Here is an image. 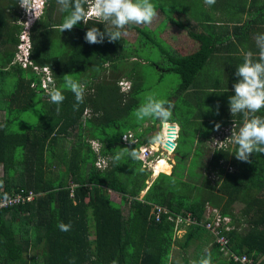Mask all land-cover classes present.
Here are the masks:
<instances>
[{
	"label": "trees",
	"instance_id": "obj_1",
	"mask_svg": "<svg viewBox=\"0 0 264 264\" xmlns=\"http://www.w3.org/2000/svg\"><path fill=\"white\" fill-rule=\"evenodd\" d=\"M163 1L151 3L161 9L166 25L173 23L182 29L190 25L176 18L177 5L161 8ZM7 2L0 0V112L6 114L0 121V200L15 197L20 201L0 205V264H169L175 245L185 251L207 237L212 244L208 251L212 264H234L230 251L264 264V155L253 154L251 163H244L235 158V149L215 148L207 174L201 173L203 169H196L193 175L191 171L198 184L174 173L160 174L151 181L152 172L140 158L124 156L113 163L111 158L120 148H136L140 154V147L156 137L147 136L156 130L155 125L145 126L147 121L134 116L148 90L146 63L130 64L136 50L122 38L113 43L107 39L102 44L86 43L89 28L103 31L108 27L102 21H82L61 33L54 26L63 22L66 13L56 0H49L44 16L30 31L31 56L25 65L16 60L22 32L17 25L18 0ZM210 35H194L199 44L195 53L169 56V72L181 79L176 96L183 102L214 53L215 41ZM150 44L140 46L141 50ZM55 45L64 52L53 53ZM148 64L162 69L156 63ZM35 67L49 68L50 74ZM64 75L86 85L78 110L73 109L74 95L62 88ZM50 78L53 81L47 82ZM124 78L131 81L128 92L121 91ZM53 88L65 96L60 105L50 102L48 92ZM38 108L40 118L35 123L15 118ZM183 108L177 107L170 120L180 125V138L188 125L195 126L202 118L200 108ZM87 111L91 115L86 118ZM257 115L264 117V109ZM15 125L27 129L14 130ZM128 134L133 138L124 141ZM69 137L74 141L71 150L66 146ZM93 141L101 145L99 153L94 151ZM197 154L201 156V151ZM99 159L105 163L97 165ZM59 168H63L60 173ZM114 193L120 202L112 200ZM156 205L171 213L156 220ZM235 205L241 206L238 214ZM211 209L231 219L230 231H223L230 241L226 245L212 241L216 237L204 226L206 215L214 216ZM188 213L196 223L187 227L181 239L170 216L186 217ZM242 221L248 224L247 230H241ZM60 223L70 224L71 230L60 231ZM218 246L223 247L222 252ZM202 250L198 245V258Z\"/></svg>",
	"mask_w": 264,
	"mask_h": 264
},
{
	"label": "clouds",
	"instance_id": "obj_2",
	"mask_svg": "<svg viewBox=\"0 0 264 264\" xmlns=\"http://www.w3.org/2000/svg\"><path fill=\"white\" fill-rule=\"evenodd\" d=\"M48 1L49 0H18V10L22 16V22L19 24V26L22 27V32L19 37V46L22 43H29L30 45V31L37 21L44 16ZM56 3L59 5L60 11L66 13L63 22L54 26L55 28H58L61 33L65 30H72L75 25L82 21L85 23L90 17H92L90 20L99 19L108 25L103 31L98 27L89 28L84 37L85 42L88 44H102L105 39H107L109 43L119 41L122 36L128 34L124 31L127 26L151 25L154 19L158 16L156 7L151 3V0H56ZM204 3L208 6H212L216 3V0H204ZM23 34H25L27 40L22 38ZM255 44L258 49V53L256 54L258 58L254 60V54L250 50L242 53L243 63L236 68L235 76L237 79L232 85L234 95L228 97V109L231 116L242 114L243 125L238 130L232 128L231 134L228 138L219 133L213 137L211 142V146L214 148L225 149L226 151L229 150L231 144L235 145L236 151L234 156L238 161L244 163H251L250 157L253 154L264 155V117L257 115L261 109H264V33L255 36ZM18 55L16 60L21 62ZM30 56L31 52H29L28 60L26 61L27 64L29 63ZM21 57H24V55ZM63 80L64 83L62 88L70 91L74 95L75 103L73 109L78 110L79 105L84 102L86 85L73 79L71 75H64ZM49 81L50 79H47V82ZM214 92L215 89H213V93ZM48 96L50 102L56 105L62 104L65 100L63 92L56 88L50 89ZM173 107L174 105L172 102L157 99L154 95L148 94L145 97L144 102L135 110L134 116L138 121H144L145 119L158 120V123H152L150 121L147 123L149 126H156V130L152 132V135H156V137L152 138L151 143L140 147V154L136 148H120L111 158L113 163H118L124 156H127L132 160L140 158L144 163V168L153 172L154 166L157 163L162 160L168 162V156L176 152L181 132L180 125L170 121L174 115L172 111ZM218 109L219 106H217V114H219ZM57 112H59V107H57ZM163 124H167V126L173 125L174 128L170 129L168 127L167 132L165 133L164 130L166 127H163ZM220 127L221 125L219 123H214L215 130L218 131ZM170 131L175 136L174 141L176 140V134H178L177 142L169 140L168 135ZM174 131L177 133L175 134ZM160 137L162 144L159 143ZM125 138L128 139L127 137ZM131 138H133V136H131ZM216 139L223 142L217 141ZM167 141L175 143L172 152L166 146ZM92 143L98 145L97 148L94 147L95 145L93 148L96 153H99L101 145L97 141H93ZM158 143V148H155V144L158 145ZM216 145H224V147L218 148ZM149 147L154 148V152L149 151ZM145 151H147V153ZM156 152L160 153L161 157H159L156 162L149 163ZM147 154L150 156L148 157ZM102 162L103 161L99 159L97 165ZM226 168L228 170H233L229 165ZM158 175H156V178ZM230 224L231 222L229 223V227ZM187 227L188 226H184L182 229L186 230ZM58 228L62 232H68L71 230V225L60 223L58 224ZM178 232L179 231L177 230V233ZM220 236L227 239L226 244L230 242L229 238L224 235L223 231H221ZM215 242L219 243L218 236L216 237ZM230 253L234 264H240L236 262L235 258L241 259L243 257H248L252 263L257 264L253 261L252 257H249L246 254L238 255L231 251ZM113 264H116V261H113ZM193 264H212L211 255L207 252V249H205V255H203L198 261H194Z\"/></svg>",
	"mask_w": 264,
	"mask_h": 264
},
{
	"label": "crops",
	"instance_id": "obj_3",
	"mask_svg": "<svg viewBox=\"0 0 264 264\" xmlns=\"http://www.w3.org/2000/svg\"><path fill=\"white\" fill-rule=\"evenodd\" d=\"M180 2L182 4L181 6L184 7H188L190 5L192 7L203 9L201 11L186 9L183 10V14H179V11L177 12L176 17L179 19L184 14L188 16V18L185 17L181 21L183 25L190 24L185 29H182L173 23H168L165 26L166 28L168 25L172 26V28L177 29L180 33L183 32L185 34L186 39L185 42L182 43L184 51H180L181 49L177 50L179 52V56L184 57L193 54L199 49V44L194 37L196 34H211L210 36L212 40L215 41V50L211 59L206 62L204 68L200 72L195 84L190 87L188 94L184 95L187 99L183 103V106L179 107L177 104L179 97H171L172 104L174 105L172 111L174 113L177 107L183 108L185 106L190 108V105L191 108L194 109L200 108L202 118L198 122L200 127L197 129L195 138L201 137V134L203 133L213 134L215 132L216 133L212 136V138L219 133L228 138L231 134L232 128L238 130L243 125L242 114L231 116L228 109V97L234 95L232 85L237 79L235 76L236 68L243 63L242 53L250 50L254 54L253 59L255 60L258 58L256 55L258 53V49L255 44V36L257 34L264 33V0H216V3L212 6L206 5L204 0H180ZM17 13H19V10ZM90 21L100 20L94 19ZM162 21H164V18ZM20 22H22V16L19 13L17 25H19ZM139 28L145 31L142 33ZM146 28L147 26L141 28L137 25H129L124 29V31L126 29L129 31L132 30V34L137 32L136 39L132 42L125 36H122V39L127 40L130 45H139V48H141L143 45L152 41L148 39L153 37L152 33L155 31L153 28ZM153 34H155V32ZM142 39L143 41L141 42ZM134 49H136V47ZM188 50L192 51L187 52ZM164 72L166 73V71ZM50 81H53V79L50 78ZM123 84L125 83L123 82ZM130 87L131 84L127 90L121 91L128 92ZM213 89H215L214 93L220 94L215 97V101H219L220 103L218 105L211 106L209 110H204V108H207L203 105L206 102L205 98L207 97L204 92L210 91L213 93ZM217 106H219V114H217ZM196 116L200 117L199 111H196ZM87 117L89 116H86V118ZM204 120L209 121L203 122ZM147 123L148 121L146 122V125ZM205 123L210 124V127L206 128L204 126ZM214 123H219L221 125L218 131L214 129ZM86 134L90 135L88 132ZM150 135H152V132L147 134V136ZM88 138L90 139V137ZM211 147L212 150L215 149L213 146ZM234 149L236 150V146L231 144L229 150L233 152ZM211 238L212 241H214L213 237ZM197 243L198 245H202L203 250H208L212 246L210 237L199 240ZM218 247L220 252H222L223 247ZM203 250L200 257L205 255V250L204 252ZM183 254L186 256L185 253ZM193 256V258H187V256L183 257V260L180 261H172L171 256L169 264H187L188 260L191 264H193L194 261H197V259L200 258H198V255L196 254ZM253 261L257 263L254 259Z\"/></svg>",
	"mask_w": 264,
	"mask_h": 264
},
{
	"label": "rangeland",
	"instance_id": "obj_4",
	"mask_svg": "<svg viewBox=\"0 0 264 264\" xmlns=\"http://www.w3.org/2000/svg\"><path fill=\"white\" fill-rule=\"evenodd\" d=\"M8 0H4V4L8 3ZM199 1V0H198ZM201 1V0H200ZM177 5L179 8V14H183V10H193V11H201L203 8H196V7H192V6H188V7H184L181 6V2L180 0H164L161 3V8L162 6L166 7H171V5ZM39 6V4H38ZM48 9V7H47ZM157 12H158V16L154 19V21L152 22L151 25H146L147 28H153L155 31V34L152 33L153 37L149 38L148 40H152L151 44L146 48V49H142L139 48V45H131V48H135L134 50H136V53H134L130 59V64L134 65L135 63H141L145 64L143 67L145 69V72L149 74V83H148V90L146 91V96L148 94H152L154 95L157 99H163L166 101H170L172 102V96H176L177 95V89L180 85L181 79L180 76L176 73V72H169L170 68H172V61L170 59L169 56H173V55H179V52L177 50L181 49L180 51H184V46H183V42H185V34L183 32H179L177 29L172 28V26H167V28L165 27L166 22H163V18L165 17V15L161 12L160 8H156ZM189 15V14H188ZM177 16V15H176ZM53 18H56L55 16H53ZM177 18V17H176ZM185 16L182 15L181 19H184ZM141 28L145 27V25H137ZM165 30V31H164ZM128 34L125 36L127 37L131 42L135 41L136 39V34L137 32H135L134 34H132V30H125ZM143 41V39L141 40V42ZM52 50L54 51L53 53L55 54H62L64 52V48L60 45H55L54 48H52ZM167 50L168 52L166 54H164V51ZM192 50H188L187 52H191ZM148 63H156L158 64L162 69V71H166V73L164 75L161 76V70L157 69L158 66H152L149 65ZM164 69V70H163ZM39 72H45L46 74H50L49 69L46 68H39L38 69ZM83 75L79 76V79H82ZM121 81H123L125 84H123V88L122 90H127L129 85L131 84V81H129L128 78H124ZM130 83H129V82ZM207 97L206 102L203 104L204 106H206L207 108H204V110H209L211 106L213 105H218L220 102L219 101H215V97L219 96V93H211L210 91H205L204 92ZM145 100V99H144ZM144 100H141L140 103H143ZM183 101H181L180 99L178 100V106L182 107L183 106ZM181 112V111H180ZM179 112V113H180ZM182 113V112H181ZM180 113V114H181ZM5 113L4 112H0V121H4L5 119ZM87 116L91 115V111H88ZM173 115V114H172ZM15 117V116H14ZM17 119H20L22 121L27 122L28 124L30 123H35L39 120L40 116H39V108L36 110V112L34 111H30L27 113H23L21 114L20 117H15ZM157 121L155 119H145V121ZM220 120V119H219ZM209 121V120H208ZM208 121H203V122H208ZM146 126H149L148 124ZM204 126L206 128L210 127V124L205 123ZM15 129H18V131H25L27 129V127L23 126V127H19L18 125L14 126ZM200 127V124L197 122L195 123V126L193 125H188L184 132H183V138H179L178 140V144H177V149L176 152L173 153L172 155L168 156V162L169 164L172 166L171 167V173H164L161 172L165 175H169V174H175L176 177H178L179 179H182L188 183H200L198 178L195 176H192L194 171L196 169H200L202 170V174L206 173L207 174V170H208V162L210 160L211 154L213 153L212 147H211V142L213 140L212 136L216 133H203L201 134V137H196L195 135L197 133V129ZM132 134H128L127 136H123V140L127 141L129 138H131ZM125 137H127L128 139H126ZM162 137V136H161ZM161 137H160V142L161 143ZM74 141L71 137H69L68 141L66 142V146L68 148V150L70 149L71 145H73ZM155 144V148H158L159 146ZM162 144V143H161ZM93 146L95 145V143L92 144ZM98 145H95L94 147L97 148ZM149 146V145H148ZM149 151H153L152 147L148 148ZM200 149V150H198ZM71 150V149H70ZM201 151V156H199L197 154V152ZM161 157L160 153H155V155L151 158V160L149 161V163H154L157 161V159ZM163 157V156H162ZM103 162L104 160L101 159ZM146 160V159H144ZM105 163V162H104ZM195 163V164H194ZM225 166V165H223ZM106 167V166H105ZM225 167H228L225 166ZM234 169V168H233ZM57 170V168L55 169ZM59 173L63 170V168H59ZM167 171V169H164ZM192 171V175L191 174ZM233 171V170H232ZM0 174H1V170H0ZM159 176V175H158ZM151 181H153L156 178L155 172H152V176L150 177ZM150 181V182H151ZM149 183V182H148ZM145 192H143L144 194ZM142 194V195H143ZM112 200L115 202H120V196L116 193L112 194ZM241 208L240 205H235L233 206V209H235V213L238 214L239 213V209ZM124 209L127 210V207ZM125 214L127 215V211H125ZM247 230L248 229V224L246 222L242 221L241 224V230ZM186 230H181L180 232L177 233L178 237L183 239L186 232ZM92 238H94V235L92 234ZM215 241V239H214ZM197 247H198V243H194L191 244L185 251H182V249L178 246L175 245L173 247L172 250V261H180L183 260V257L187 258H193L197 252ZM211 249V248H210ZM210 249H208L207 251H209ZM205 250V249H204ZM185 253L186 256L183 254Z\"/></svg>",
	"mask_w": 264,
	"mask_h": 264
},
{
	"label": "built area",
	"instance_id": "obj_5",
	"mask_svg": "<svg viewBox=\"0 0 264 264\" xmlns=\"http://www.w3.org/2000/svg\"><path fill=\"white\" fill-rule=\"evenodd\" d=\"M92 17L88 18L86 21L90 20ZM22 38L26 39L25 34H23ZM30 52V45L29 43H22L19 46V55L18 57H20V61L23 62L25 65L27 64V60H28V55ZM22 55H24V57H21ZM36 70H38V67H35ZM45 82V81H44ZM44 87H46V82ZM178 139V134H176V140L174 142H177ZM217 141H221L219 139H216ZM223 142V141H221ZM216 147L218 148H222L223 146H218L216 145ZM154 149V148H153ZM147 153V151H145ZM147 156L149 157L150 155L147 154ZM20 201V198H11L9 201L8 200H0V205L3 207H7V206H12L14 204H17ZM212 213L214 216L206 215V217H208V219L205 221L204 226L206 229H208L210 232H212L216 237L218 236V242L220 244L226 245L227 239L225 237L220 236L221 231L227 230L229 231L231 229V227H229V223L231 222V219L229 217H223L222 215L219 214V212L216 209H211ZM171 213V211L163 206H159L156 205L154 207V217L156 218V220H160V218L162 217L163 214H167V213ZM170 219L175 220L177 226H178V231L180 232L182 229V227L184 226H189L191 224H195L196 220L193 218L192 214L188 213V215L186 217H184L182 214L180 215H176L174 216L172 214V216H170ZM183 225V226H181ZM237 263L240 264H254L251 262V260L248 257H243L241 259L239 258H235Z\"/></svg>",
	"mask_w": 264,
	"mask_h": 264
},
{
	"label": "bare ground",
	"instance_id": "obj_6",
	"mask_svg": "<svg viewBox=\"0 0 264 264\" xmlns=\"http://www.w3.org/2000/svg\"><path fill=\"white\" fill-rule=\"evenodd\" d=\"M167 128H168V126H166V128H165V130H164L165 133L167 132ZM174 132H175V134L177 133L176 131H174ZM171 134H172V132H170V135H171ZM170 135H168V138H169L170 141H173L174 138H175V136L170 137ZM173 149H174V147H173L172 149H169V150L172 152ZM171 167H172V166H171L166 160H162V161H160L159 163H157V164L154 166V172H155V175H158V174H160L161 172H164V173H171V172H170V171H171ZM164 169H167V171L164 170Z\"/></svg>",
	"mask_w": 264,
	"mask_h": 264
},
{
	"label": "water",
	"instance_id": "obj_7",
	"mask_svg": "<svg viewBox=\"0 0 264 264\" xmlns=\"http://www.w3.org/2000/svg\"><path fill=\"white\" fill-rule=\"evenodd\" d=\"M166 126H167V124H163V127H166ZM168 127H169L170 129H173V128H174L173 125H169ZM170 132H171V131H170ZM170 132H169V135H170ZM172 136H174V135L171 134L170 137H172ZM166 146H167L169 149H172V148L175 146V143L167 141V142H166Z\"/></svg>",
	"mask_w": 264,
	"mask_h": 264
}]
</instances>
